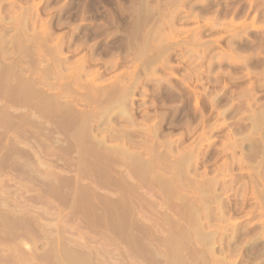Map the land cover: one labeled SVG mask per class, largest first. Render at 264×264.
I'll list each match as a JSON object with an SVG mask.
<instances>
[{
	"label": "rangeland",
	"instance_id": "374dc122",
	"mask_svg": "<svg viewBox=\"0 0 264 264\" xmlns=\"http://www.w3.org/2000/svg\"><path fill=\"white\" fill-rule=\"evenodd\" d=\"M0 1L2 2V4H0V13H1L0 16H3L2 18H0V32L3 31L0 34L4 33L3 34L4 36L3 35L0 36V39H1L0 43L2 42L3 44L6 42L4 45L0 44V56H2L1 57L2 61L4 63H9L13 60H18L22 64L26 63L27 69L30 66L28 70H30L32 66V69L30 70L32 71L34 68L33 65L36 61H37L36 62L37 65H39L42 62L40 66L47 67L46 70L47 69L50 70L54 63L57 64V61L61 60L62 62L63 60V63L59 62V64L61 63V65L57 64L55 65V67L53 65L55 72L57 71L58 68H61V70L60 69L59 70L62 71L61 73H63V75L56 76L55 78L56 80L54 79V77H52L53 80L49 79L51 80V83L52 81L54 80L57 81L58 79L59 81L57 82L59 83L61 81L63 83L64 81L63 84H67L68 82L67 86L65 85V87L67 88L64 89L65 91L63 90V93H62L64 95V92H66L67 95L65 94V96L63 97V95L61 94L62 95L61 100L67 99V98H68L67 100H69L74 94V97L72 98L73 100L71 99L73 102L72 105L74 106L73 109L76 106V109L78 111L81 109L85 111L82 114V116H79V119H81V117L83 118V115H85L84 116L85 119L87 118L89 119L91 117L89 119L90 121L88 119H87L88 121L87 120L85 121L91 124L92 127H94V132L97 133L99 138H102L103 136H105L106 145L108 147L116 146L120 144L123 147H127V148L129 147L128 149L131 152H133L136 155L138 154L137 155L138 159L142 158L143 161L152 159L153 164L154 162L156 163L154 164L156 168H153V170L155 169V171H157L159 169L158 171H160L163 169L164 171H160V173H162V175L166 177V178L164 177L165 179L162 178V181L159 182V185L157 181L155 182L156 183L155 186L157 188L156 189L152 181L151 182H149V180L147 181V179L150 177L149 175L147 176L148 172L147 173L145 172L146 173L145 177H148V178H145L144 176H142L143 178L141 177V179L142 180L146 179L145 181L147 183H145V181H141V183L142 182L145 183L144 186H143L144 183L143 184L140 183V185H142V188L139 187V185L138 187H134L136 186L134 184H136L137 175L136 177H134L135 175L133 176L134 179H132L133 177L127 178L126 176L128 174L127 172L128 170H126L127 166L125 167L123 166V164L121 165V163H118V162H122L120 160H125V158L122 157L121 155H120L121 158H119V153L117 154L116 151L110 152L109 150L103 149V147L101 148L102 150H99L100 152H97L98 148L97 149L95 148L93 151V149L91 148L92 142L90 141L91 143H89V140H87L89 137H87L86 139V136L85 138H83V136L80 137L81 139L78 141L73 140L74 142L71 140V141H68L67 143L66 141L62 143L61 142L62 140H61L60 142L62 144H60L59 142L55 146L53 145L54 143L51 138L49 139V138L42 137L43 135L41 134L40 135L30 134L31 132H34L36 130H37L36 131L37 133H40L41 132V129L39 128L41 127L39 126L40 124L38 125L39 127H37L36 124L32 125V123L30 122H25L26 125L23 128L27 129V132H30V133L25 134L26 131L23 132L25 134L24 137L26 135H29V134L30 135L25 138L22 137L23 138L22 140L19 139L17 145L18 147L20 146L19 148H22V149L24 148L28 150L29 154L31 153L30 156L32 155L31 157H33V160L35 161L43 160L42 166H40L39 164L35 163V161H33L32 166H30V168L31 167L33 168V169L31 168L32 170L31 171L29 170L30 169L29 167L24 168L23 165L21 164L18 165L16 163L15 159H13V157L15 156L14 153H13L14 156H11L13 154L12 153L10 154V152L6 153L7 151L6 149L8 148L4 147L5 146L4 144L6 143L7 145L9 144L7 138L10 137L12 140L15 139L14 135L12 134L14 133V131L12 129H9L10 131L8 130V132L10 133H7V135H5L4 137L2 136L0 139L1 141L0 142V164L2 163L0 165V173H1L0 174V187L3 190H5L6 193L1 188H0V192L5 193V194L3 193L2 195L3 197H1L4 200L6 196H9L10 198V195H13L11 196L12 198H10V200L11 199L12 200L10 201L11 203L9 207L11 206V209H12L15 205H17L18 206L17 211L19 213L17 211L13 213L11 212L12 210L9 211L11 212L9 213L7 210H10V208L6 210V207L3 208V206L0 204V208L1 207L3 208V210L0 209L1 211L0 218L2 216H5L3 217L5 218V220H10L11 218L14 219V216L15 217L23 216V218L25 217L30 218L33 221L32 223L34 224V228H32L33 226H31V228L33 229L32 234L34 236H32L31 231L29 232L30 230L29 227L28 229L26 227L25 228L23 227L25 230L20 227L15 228L17 233L14 231V229L12 230L11 226L10 227L8 226L9 228L7 226L0 228V237L4 234L2 236L3 238L2 237H1L2 239L0 238V240L2 241V243L0 241V264H23V263L24 264H39V263L40 264H45V263L46 264H54V263L62 264V262L63 264L64 263L68 264L69 261L70 262L72 261L73 263L75 262V264L77 263L80 264V262L85 260V258L87 257H88L87 259L92 258L91 260L89 259L90 263L86 261L87 259L85 260L87 264H97L98 262L99 264H136L137 262H138L137 264H150L152 260L151 255L155 252V249L157 251V249L160 250L164 248V245L162 246V244L158 242H161V241L166 242L168 238L169 240L177 239V236H178V239H181L179 238L180 235H178L179 228L181 227L180 225H182L181 222L182 221L185 222V220L181 219V222L179 220V218H181L179 211L181 210L183 205L180 204L179 206L178 203H181V201L184 198H182V195H181L182 200L180 199L181 201L178 202L179 201L178 196L181 193H183L186 196V197L184 196L185 198L190 199V201L186 200L187 203L188 202L190 203L192 200L194 199L196 200V193L203 191L204 188H205V191L208 190L210 192L209 193L207 191L206 194L210 196V197L207 196V198L212 197L211 198L212 200L211 199L209 200L210 204H207L208 206L212 207V208L209 207L210 215L212 216L213 214L215 215L213 217L211 216L214 220L213 219L211 220V218L209 219L210 220L209 222H212V226L211 225L209 226H211L213 231L216 228L220 230L219 231L216 229L217 234L214 233L216 235L215 237H217L215 238V246L213 250L214 254H212V256L214 257L212 256L210 257H212L211 258L212 260H214L215 258L216 262L215 260L212 262L214 264H218L217 261H219V264H227L231 260V262L233 261L235 262V264H259L258 262L263 261L262 259L264 258L263 254L260 255V252H259L262 246L264 247V241H263L264 238H261L262 236L260 237L259 235L260 234L259 232L262 231L261 227L263 228L262 232L264 233V226H262L261 223H259V221L260 222L263 221V218H261L262 215H259L258 207H256L257 200L256 198H254L255 195L253 194V188L255 187L254 191L256 193L259 191V189L262 190L263 185H264V180H263L264 179V153H262L264 152V150H262L264 149V133H263L264 132V120H263L264 119V0H0ZM11 1H13L12 2L14 3L13 5ZM4 27H6L5 30H4ZM136 27H137V30H136ZM19 30L23 31V33L25 32L26 35L21 33ZM8 31L9 32L11 31V33H9ZM12 35H13V38L14 37L16 38L14 39L11 38ZM17 35L19 36L17 37ZM38 35L39 36L41 35V37L38 38L39 37ZM25 38H27L28 40ZM33 38L35 39L33 40ZM14 40L15 42L13 43ZM140 40L142 41L141 43L138 42ZM25 41H29V42L25 43ZM11 43L12 45L14 44L13 47H11ZM19 43L21 45L24 44L26 47L24 45L21 46ZM43 43L44 45H42ZM133 45L135 47H132ZM16 46H17V49L15 50ZM50 46L51 48H49ZM44 47L47 49H45ZM55 47H57L58 49L55 50ZM8 48H10V53L8 52L9 51ZM23 49H26V50H23ZM52 49H54V51H51ZM136 49H137V54H136ZM143 49H147V50H143ZM31 50H33L34 52ZM43 52H46V53L44 54ZM51 52H53V55H51L52 54ZM42 53L43 55H45L44 57L46 58V59L43 58L45 59L44 61L42 60V57H43ZM55 54H59V55H55ZM130 54L132 58H130ZM20 56H21V59H20ZM55 57H58V58H55ZM30 58H32V61L30 60ZM54 59L55 61H52ZM131 59L133 62L131 61ZM146 59H148L149 61ZM46 61L48 64L46 63ZM20 62L18 63L20 64ZM126 62L128 66L126 65ZM29 64H32V65H29ZM26 65L23 64L22 66H26ZM37 65L35 66L37 67ZM40 66L37 67L38 70H36L35 73H33L34 71L30 72L26 70L24 72L23 70L24 73L22 74H24V76L26 77H33V78L37 76L39 77L41 76L40 71L44 69V67H42L41 69ZM50 71H52L51 73H53V68ZM46 73H49V71ZM76 73H79V75L75 76ZM137 76L138 77L140 76V77L138 78ZM93 79H94V82L90 81ZM135 81L136 82L138 81V82L136 83ZM57 82H56L57 85L55 84L57 89H55V87L54 89L57 90L58 92L61 89H60L59 83ZM70 82L72 84H70ZM54 83L55 82H53V84ZM38 84L39 83H35L36 86H38ZM117 84H119V87H120L119 92L117 90L118 88L117 89L115 88V87H118ZM126 84H129L128 85L129 88H127L128 86ZM79 85L81 87H79ZM106 85L109 87L112 85L114 86V89L113 87H110L109 89V87L107 88ZM96 87H97V90H96ZM103 90H105V92ZM49 91L52 92L53 89L52 91L48 90V92ZM70 91L71 92L77 91L78 95L75 92L72 94ZM66 96H69V97H66ZM92 96L95 99L91 98ZM97 97H98V100H97ZM74 99L77 100V102ZM195 99L197 100L195 101ZM90 100L92 102H90ZM114 103L116 104L118 103V104L116 105ZM110 105L112 107H110ZM93 106L94 107L96 106V107L94 108ZM97 106L99 107L97 108ZM106 106L108 107V109ZM101 107L102 108L106 107V109H102ZM24 108L26 109V107ZM92 108H94V110H97V111H94ZM25 109L20 107L18 111L17 109L16 110L13 109V110L14 112H21V111H24ZM99 109L100 111L105 110L104 112L106 113L104 114L102 112L103 114L101 116L98 112ZM10 110H12V108ZM86 110L88 111L86 112ZM253 110L256 111V113L253 112ZM71 113L73 114V112ZM71 113H70L71 119L68 116L70 123L68 122V119H66V122L64 121L65 124H67V127L69 129L71 128L70 130L73 129L72 128L74 126L73 124H75L73 122L74 119H77L76 118L77 112H74L73 115ZM49 114L51 115V113H48L47 115L45 113L46 115L45 118H44V115H41V116L39 115L40 117L43 116L44 119L43 118L40 119L37 116L38 118L36 117L37 118L36 120L38 121L40 119L42 121H46L47 119H49V116H48ZM89 115H92V116H89ZM260 115L261 117H259ZM34 116L36 115L34 114ZM51 119L52 121H54L53 118H50V120ZM52 121H48V123L45 122V124L49 125V123L51 124ZM257 121L259 124L257 123ZM69 125H73V126L69 127ZM31 129L33 131H30ZM115 133L118 135V137L117 136L111 137V134L114 135ZM101 134L103 135L101 136ZM126 135L128 136L129 139L126 137ZM30 136H33V137H30ZM62 136L63 135H61V139H63ZM82 139H84L83 140L84 143L81 141ZM233 139H234V142H237L235 145L233 144L234 143ZM110 142L112 143V145ZM80 144L83 147V148L81 147L82 150L85 149V151L80 150L81 149L80 146L78 147V145ZM169 144L170 146L168 147ZM228 144L230 146L231 145L233 146L230 147ZM56 147L57 148L61 147L60 149L62 151L60 149L58 151ZM65 147H72L74 152L71 151L72 149L71 150L68 149L69 150L68 152L66 150L67 148ZM148 149L150 151H148ZM3 150L5 153L3 152ZM30 150L32 152H30ZM104 150L106 151V153ZM77 151L81 153L83 152L81 158L82 159L84 158V160H82L81 158L80 159L81 161H84V162L86 160L85 163L83 162L84 165H82L81 164L82 162L77 159V156L79 158V155L81 154V153L80 154L77 153ZM95 151H96V154L94 155ZM136 151H138V153H135ZM99 153H105V154H99ZM232 153L233 155H231ZM33 154L34 156L35 155L36 156L34 157ZM4 155L5 156L8 155V156L4 157ZM37 155L39 156L37 157ZM73 155H75V157ZM103 155H105V157ZM107 155L109 157H107ZM111 155H114V156H111ZM262 155H263V160H262ZM115 156H118L119 159ZM237 156H239L240 158ZM8 157L9 158L11 157L12 159L10 158L8 160ZM110 157L113 161L110 159ZM108 158L111 160V162L109 161ZM155 158L159 160V163L157 162V159ZM76 159L80 163V164L78 163V165H80V168H78L79 166L77 167ZM116 159L119 161L116 162ZM5 160L7 162H5ZM73 160H75V162ZM260 161L262 162L259 163ZM174 162L176 165L178 164V166L177 167L174 166L173 168ZM242 162L244 165H242ZM73 163H75V165H73ZM33 164H36V165L33 166ZM44 164L47 166H44ZM157 164L158 165L162 164L163 166L162 165L158 166ZM239 164L242 166H240ZM237 165H239L240 167ZM245 165L247 168L245 167ZM83 166H86V167H83ZM13 167H14V170H13ZM19 168H21V170ZM116 168H118L117 169L118 171L115 170ZM171 168L173 169V171ZM24 169L26 170L28 169V170L24 171ZM75 169H77V171L73 172V170ZM175 170H176V173H175ZM119 172L121 173L120 175H119ZM203 172H204V175H203ZM124 173L125 174L127 173L125 176L127 180L129 179L128 181L121 179L123 178L122 174L124 175ZM250 173L253 175L249 176ZM31 175L33 177H31ZM132 175L133 174H131V176ZM172 175L176 177V179H178L179 177L178 179L179 181L174 180L175 178L173 179ZM190 175L191 177L189 178ZM46 176L50 179L48 180ZM54 176H56V178H54ZM81 176L85 178L87 177V178L85 179V178H82ZM96 176H97V180H96ZM27 177L29 178V180ZM34 177L38 179L36 180L34 179ZM81 178L82 180H80ZM93 178L96 180L95 181L96 184H98V181H99L100 186L96 185L95 182H92ZM168 178H171L173 180L169 181ZM57 180L60 183H58ZM74 180H77V182ZM164 180H166V182ZM205 180L206 182L210 184V186L208 183L206 185L207 187L205 186L206 184ZM125 181L127 184L124 183ZM167 181H169L170 185L168 184ZM7 182H8V187H7ZM128 182L133 183V184L131 185ZM139 182L140 181H138V183ZM172 182L174 183L178 182V183L174 184ZM258 182L259 183L261 182L262 185L261 183L259 184ZM228 183L229 185H227ZM86 184L87 186H85ZM174 186L175 188H173ZM202 186L204 187L203 189H202ZM85 187L87 188L85 189ZM211 187H213L214 189ZM49 188L53 190H50ZM55 188L56 189L59 188L58 189L59 191H56ZM63 188H65L64 191L62 190ZM80 189L82 190V193H80L81 192ZM215 189L216 191H214ZM95 190L97 193L95 192ZM128 190L129 191L131 190V192H129ZM138 190H139L138 192L139 194L137 193ZM158 190H160L161 192ZM15 191H17L18 193ZM48 191L53 195H50ZM205 191L199 194H202V193L205 194L204 193ZM83 192H84V195H83ZM121 192H123V194H121ZM193 192H195V194ZM143 193L144 195H141ZM152 193L153 195H150ZM160 193L162 194V196ZM37 195L39 198L37 197ZM147 195H149L150 197ZM216 195H218L219 198L220 197L221 198L219 199L218 196ZM28 196L30 197V199ZM120 196H121V200H120ZM144 196H146V199ZM194 196L195 198H192ZM147 197L149 198L148 199L149 201H146ZM152 197L153 198L155 197L154 198L155 200ZM204 197L202 196L201 200L199 201V202L201 201L203 202V203L201 202L202 205H199L198 204L199 202L198 203L194 202L195 200L193 202L197 203V206L198 205L201 206L199 208H203V207L205 208L204 204L206 203V200L207 202L209 201L208 199H205ZM13 198H15L16 200L15 199L13 200ZM135 198L136 200H134ZM139 198L142 200L140 201ZM23 200H24V203H23ZM92 200H94V203L95 202L96 203L98 202V203L94 204ZM216 201L219 203H217ZM60 202H62L63 204ZM141 202H143L142 205H141ZM193 202L191 203L193 204ZM213 203L214 204L216 203V204L213 205ZM252 203H254L255 205H253ZM139 205L141 207L142 206L144 207L141 208ZM217 206L219 210L217 209L216 210L220 212L222 211L221 213L212 212L213 209L214 211H216L215 207L217 208ZM256 208L257 210H255ZM41 209L43 212L41 211ZM142 209L144 211L146 210V212H144ZM153 209L155 210V214H154ZM151 210H153V212ZM201 210L202 209H200V211ZM232 211H234L235 213ZM3 212H5L6 214L4 215ZM132 212L134 213V215H132ZM141 212L146 215H143ZM159 212L160 214L158 215ZM201 212L203 214V210ZM254 212L256 215L254 214ZM153 214L155 215V217H152L154 216ZM219 214L220 215L224 214L222 216H225V217H221L219 216ZM174 215L175 217L172 218ZM217 215L220 217V219L219 217H217ZM51 216H52V219H51ZM176 218L178 220H174ZM172 219L174 220V222H172L173 221ZM133 220L135 223H133ZM205 220L206 219H204V221ZM232 220L234 221L236 220L237 222L236 221L233 222ZM254 220L255 221L257 220V222H255ZM178 221L180 224L178 223ZM231 221L233 222L234 225L232 224ZM253 221L254 223H252ZM215 222H217L218 224ZM46 223L49 224L50 226L49 225L46 226L47 225ZM227 223H228V226H227ZM251 223L253 225H251ZM176 224H179V225H176ZM219 224H221V226H224L223 224H225L226 226L221 227ZM229 224L231 225V227ZM262 224L264 225V221ZM133 225H135L137 230L135 229ZM146 225H148V227ZM216 225L218 226L216 227ZM141 226L144 228H140ZM243 227H247L248 228L247 230H252V231H250L249 233L247 232L246 228L243 229ZM257 227H260L258 228L260 231L257 229ZM10 228L12 231L10 230ZM211 228H210V231H212ZM145 229L147 231H145ZM158 229L159 231H157ZM174 229H175V232H174ZM22 231H26L25 233H27L26 235L27 238L25 237L24 234H22L23 233ZM136 231H138L139 235ZM256 231H259V232H256ZM13 232H15L16 235H19V236L21 235L20 237H25V238L19 241V237L16 236L18 241L17 239L15 241V238H14L15 234L13 235ZM257 233H259L258 234L259 236L257 235ZM153 234L155 237L153 236ZM156 234L160 236H158L157 238ZM174 234H175V238H174ZM246 234L248 236L250 235V237H248ZM5 235L8 237H6ZM28 235H29V239H28ZM231 235L233 236L232 239L230 238ZM219 236H221V238ZM255 236L257 238L259 237L258 238L259 240H257V243H255V247L248 248V246H250V242L249 244H247L248 241L255 239L256 238ZM5 237L7 240L4 239ZM151 237H154V238H151ZM222 237L224 240L222 239ZM155 238H157V240L159 239V241H157ZM229 238L231 239L229 241L230 246L225 241V239L228 240ZM260 238L263 240H261ZM160 239H163V240L160 241ZM220 239H222L221 241H224L222 242V244L220 242ZM23 240L24 242H26L25 243L26 245L29 244L28 246L30 249L29 248L27 249L28 246L25 247L26 245L25 246L23 245L24 244V242H22ZM12 241L13 243H11ZM155 241L158 244V248L157 247L153 248V246H151L154 244L156 245ZM183 241L185 244L186 240L183 239ZM117 244L119 245L117 246ZM225 244H227L228 246L227 245L225 246ZM198 245H199L198 243L192 242V245H190V247L192 246L191 250L195 251L194 248L200 247ZM235 245L237 246V250H236ZM246 247L248 248V250ZM53 249L54 250L56 249L57 252L54 251ZM153 249H154V252H153ZM263 249L264 248L261 249L262 253H264ZM25 250L27 252H25ZM69 250H70V253H69ZM191 250H188V252ZM257 250L259 253H257ZM64 251H67L68 254L67 252L65 253ZM24 253L28 254V256L27 254L25 256V257H29L28 260L27 258H25L26 259L25 261L23 259L18 260L19 256L20 255L23 256L22 254ZM49 253L51 255H49ZM64 253L66 257L63 256ZM253 254H255V256ZM70 255L71 256L74 255L75 257L77 255V257L74 258L73 256L72 258ZM215 255L216 256L218 255V257H215ZM184 256L186 258L187 255H184ZM235 256H237L238 258ZM64 257L67 259V262ZM122 257L125 259H123ZM220 260H222L223 263H221L222 261ZM226 260H228V262H225ZM37 261L39 263H37Z\"/></svg>",
	"mask_w": 264,
	"mask_h": 264
},
{
	"label": "bare ground",
	"instance_id": "6f19581e",
	"mask_svg": "<svg viewBox=\"0 0 264 264\" xmlns=\"http://www.w3.org/2000/svg\"><path fill=\"white\" fill-rule=\"evenodd\" d=\"M1 2V1H0ZM13 1H11V3H12ZM16 3V2H15ZM0 4H2V2L0 3ZM14 3H12V5H13ZM11 5V6H12ZM10 6V7H11ZM14 6H16V5H14ZM13 6V7H14ZM9 9V8H8ZM4 10V9H3ZM22 14H24V13H22ZM0 15H1V13H0ZM26 16V15H25ZM3 16H0V18H2ZM27 17V16H26ZM137 17V16H136ZM145 17H147V16H145ZM150 18V17H149ZM4 19V18H3ZM136 20V19H135ZM140 20V19H139ZM147 20V19H146ZM137 21H138V19H137ZM140 22V21H139ZM16 23V22H15ZM143 23V22H142ZM14 24V23H13ZM17 24V23H16ZM15 24V25H16ZM156 24V23H155ZM173 24V23H172ZM3 25V24H2ZM139 25V24H138ZM211 25H212V23H211ZM5 26V25H4ZM19 26V25H18ZM21 26V25H20ZM3 27V26H2ZM1 27V28H2ZM138 27V26H137ZM137 27H136V30H137ZM154 27V26H153ZM212 27H213V25H212ZM5 28L6 27H4V30H5ZM13 28V27H12ZM17 28V27H16ZM23 28V27H22ZM141 28V27H140ZM152 28V27H151ZM8 29V28H7ZM25 29V28H24ZM155 29V28H154ZM159 29V28H158ZM9 30V29H8ZM146 30V29H145ZM15 31H16V29H15ZM20 31V30H19ZM29 31V30H28ZM148 31V30H147ZM3 32V31H2ZM2 32H0V33H2ZM6 32V31H5ZM9 32V31H8ZM14 32V31H13ZM21 33H23V31H20ZM42 32V31H41ZM131 32V31H130ZM154 32H155V30H154ZM153 32V33H154ZM9 33H11V31L9 32ZM19 33V32H18ZM37 33V32H36ZM141 33H142V31H141ZM146 33V32H145ZM4 34V33H3ZM3 34H0V36L1 35H3ZM15 34V33H14ZM24 35H26L25 34V32L23 33ZM28 34V33H27ZM32 34V33H31ZM34 34V33H33ZM5 35H7V34H5ZM16 35V34H15ZM22 35V34H21ZM20 35V36H21ZM42 35V34H41ZM41 35L38 37V38H40L41 37ZM236 35V34H235ZM243 35V34H242ZM4 36V35H3ZM9 36V35H8ZM19 35H17V37H18ZM35 36H36V34H35ZM150 36V35H149ZM23 37H25V36H23ZM26 37H28V36H26ZM128 37H130V36H128ZM136 37V36H135ZM241 37V36H240ZM6 38H8V37H6ZM11 38H13V35L11 36ZM14 38H16V37H14ZM13 38V39H14ZM21 38V37H20ZM20 38H18V39H20ZM37 38V37H36ZM150 38H152V37H150ZM2 39H4V38H2ZM25 39H27V38H25ZM35 38H33V40H34ZM1 40V39H0ZM10 40V39H9ZM28 40V39H27ZM31 40H32V38H31ZM30 40V41H31ZM145 40V39H144ZM38 41V40H37ZM39 41H40V39H39ZM42 41H43V39H42ZM150 41V40H149ZM151 41H152V39H151ZM3 42H4V40H3ZM15 42V40L13 41V43ZM19 42V41H18ZM17 42V43H18ZM26 42H29V41H25V43ZM56 42V41H55ZM138 42H142L141 40L140 41H138ZM144 42V41H143ZM6 43V42H5ZM5 43H3L2 44V42L0 43V44H2V45H4ZM22 43V42H21ZM31 43V42H30ZM42 43V42H41ZM131 43V42H130ZM147 43H148V41H147ZM154 43V42H153ZM9 44V43H8ZM20 44V43H19ZM40 44V43H39ZM60 44V43H59ZM152 44V43H151ZM157 44V43H156ZM10 45V44H9ZM8 45V46H9ZM14 45V44H13ZM13 45H12V43H11V47H13ZM16 45V44H15ZM21 45V44H20ZM24 45V44H23ZM23 45H21V46H23ZM36 45V44H35ZM42 45H44V43L42 44ZM55 45V44H54ZM58 45V44H57ZM131 45V44H130ZM25 46V45H24ZM150 46V45H149ZM154 46V45H153ZM26 47V46H25ZM39 47V46H38ZM132 47H135L134 45L132 46ZM23 48V47H22ZM40 48V47H39ZM45 48V47H44ZM49 48H51V46L49 47ZM137 48V47H136ZM149 48V47H148ZM200 48V47H199ZM232 48V47H231ZM9 49V53H10V48H8ZM17 49V46L15 47V50ZM19 49V48H18ZM33 49V48H32ZM45 49H47V48H45ZM56 49H58L57 47H55V50ZM5 50H7V49H5ZM4 50V51H5ZM23 50H26V49H23ZM36 50H38V49H36ZM49 50V49H48ZM60 50V49H59ZM128 50V49H127ZM143 50H147V49H143ZM28 51V50H27ZM31 51H33V50H31ZM43 51V50H42ZM46 51V50H45ZM51 51H54V49H52ZM149 51V50H148ZM147 51V52H148ZM198 51V50H197ZM18 52V51H17ZM20 52H21V50H20ZM24 52V51H23ZM34 52V51H33ZM41 52V51H40ZM39 52V53H40ZM57 52V51H56ZM139 52V51H138ZM142 52V51H141ZM140 52V53H141ZM143 52H145V51H143ZM7 53V52H6ZM5 53V54H6ZM38 53V54H39ZM44 54L46 53V52H43ZM43 53H42V55H43ZM52 54L51 55H53V52H51ZM131 53V52H130ZM135 53V52H134ZM134 53H133V55H134ZM13 54V53H12ZM25 54H26V52H25ZM30 54H31V52H30ZM33 54V53H32ZM37 54V53H36ZM49 54V53H48ZM136 54H137V49H136ZM146 54V53H145ZM9 55V54H8ZM8 55H7V57H8ZM20 55V54H19ZM24 55V54H23ZM55 55H59V54H55ZM129 55V54H128ZM141 55V54H140ZM156 55V54H155ZM159 55V54H158ZM26 56V55H25ZM35 56V55H34ZM40 56V55H39ZM45 55H43V57H42V60L44 61L46 58L44 57ZM48 56V55H47ZM67 56V55H66ZM2 56H0V139H1V137L3 136H5V135H7V133H10V132H8V130L9 129H12L13 131H14V133H12L13 135H14V138L15 139H11L10 137H8L7 139H8V145H7V143L6 144H4L5 146L4 147H6V148H8V149H6L5 151H6V153L7 152H10V154L12 153H14L15 154V156H14V154L13 155H11V156H14L13 157V159H15V161H16V163L19 165V164H21V165H23L24 166V168H27V167H29L30 168V166H32V163H33V161H35V160H33V157H31L30 156V154H29V152H28V150H26V149H22V148H19L18 147V140L20 139V140H22L23 138H25V137H27V136H29L30 134H41V135H43L42 137H45V138H51L52 139V141H53V143H51V144H53V145H55L56 146V144L57 143H59L61 140V142L63 143V142H65L66 141V143L68 142V141H78V140H80L81 138L80 137H82L83 136V138H85V136H86V139H87V137H89L87 140H89V143H91L92 144V149H93V151H94V149L96 148H98L97 150V152H100L99 150H102L101 148L103 147V149H105V150H109L110 152L111 151H116L117 152V154L119 153V158H121L120 157V155L122 156V157H124L125 158V160H120V161H122V162H118V163H121V165L123 164V166H127L126 168V170H128L127 172H128V174H129V176H128V174L126 175L125 173H124V175L122 174V177L123 178H121L122 180H127V178L129 177V178H131V177H133L134 175V177H136V175H137V181H136V184H134V185H136V186H134V187H138V185H139V187H141L142 188V185H140V183H141V181H145L146 179L145 178H148V177H145L146 175V173L148 172V174H147V176L149 175V177L150 178H148L147 179V181L149 180V182H153L154 183V186H155V182L157 181L158 182V185H159V182L160 181H162V178L163 179H165L166 177L164 176V175H162V173H160V171H164L162 168V170H160V171H155V169L153 170V168H156L155 166H154V164H156L155 162H154V164H153V161H152V159H149V160H145V161H143L142 160V158L141 159H138V157H137V155L136 154H134L133 152H131L127 147H123L121 144L120 145H116V146H107L106 145V140H105V136H103L102 138H99L98 137V135H97V133H95L94 132V127H92L91 126V124H89L88 122H86L85 120H87V119H85L84 118V116L85 115H83V118L81 117V119H79V116H82V114L85 112V111H83L82 109L81 110H77L76 109V106H75V110L73 109V102H72V98L74 97V92L75 91H73V92H71L72 94H73V96L71 97V99H69V100H67V99H63V100H61V96L63 95L62 93H63V90L64 89H66L67 87H65V85L67 86V84H68V82H67V84H63L64 83V81H63V83H62V81L60 82V83H62V84H60L59 82H57V81H59V79L57 80V81H55L56 79V76H58V75H60V76H62L63 75V73H61L62 71H60L61 70V68H58L57 69V71L55 72V70H54V67H55V65H57V64H59V62H61V60L60 61H57V59H56V61H57V64L56 63H54L53 65H54V67H53V65H52V68H53V73H51L52 71H50V70H52V68L50 69V70H48L49 71V73H46V72H48L47 70H46V68L47 67H44V66H42V67H44V69H42V67L40 66V64L42 63H40L39 65H37V61L34 63V68L36 67L35 65H37V67L38 66H40V68L42 69L40 72H41V76H37V77H35V78H33V77H26V76H24V74H22V73H24L26 70L27 71H30L31 69H32V66H31V69L30 70H28L29 68H30V66L28 67V69L26 68L27 67V65H26V63H23V64H25L26 66H22L23 64L20 62V61H18V60H13V61H11V62H9V63H4L3 61H2V58H1ZM12 57V56H11ZM14 57H15V55H14ZM24 57V56H23ZM27 57V56H26ZM60 57V56H59ZM127 57V56H126ZM153 57H154V55H153ZM28 58V57H27ZM43 58H45V59H43ZM55 58H58V57H55ZM66 58V57H65ZM130 58H132V56H131V54H130ZM15 59V58H14ZM20 59H21V56H20ZM41 59V58H40ZM48 59V58H47ZM60 59V58H59ZM137 59V58H136ZM25 60H26V58H25ZM24 60V61H25ZM30 60L32 61V58H30ZM49 60V59H48ZM47 60V61H48ZM51 60V59H50ZM110 60V59H109ZM121 60V59H120ZM124 60V59H123ZM128 60V59H127ZM130 60V59H129ZM134 60V59H133ZM138 60H139V58H138ZM146 60H148V59H146ZM154 60V59H153ZM30 61V62H31ZM41 61V60H40ZM39 61V62H40ZM47 61H46V63H47ZM52 61H55V59L54 60H52ZM66 61V60H65ZM85 61V60H84ZM107 61V60H106ZM131 61H132V59H131ZM149 61V60H148ZM18 62H20V64H22V65H20ZM22 62H23V60H22ZM26 62V61H25ZM70 62V61H69ZM68 62V63H69ZM79 62V61H78ZM133 62V61H132ZM138 62V61H137ZM29 63V62H28ZM32 63V62H31ZM61 63H63V60H62V62ZM61 63L59 64V65H61ZM71 63V62H70ZM84 63V62H83ZM129 63V62H128ZM141 63V62H140ZM139 63V64H140ZM144 63H145V61H144ZM48 64V63H47ZM65 64V63H64ZM89 64V63H88ZM111 64H112V62H111ZM133 64V63H132ZM138 64V65H139ZM142 64H143V62H142ZM149 64V63H148ZM29 65H32V64H29ZM50 65V64H49ZM49 65H48V67H49ZM58 65V66H59ZM71 65V64H70ZM91 65H92V63H91ZM122 65V64H121ZM126 65H127V62H126ZM134 65H135V63H134ZM133 65V66H134ZM141 65V64H140ZM45 66H46V64H45ZM66 66V65H65ZM72 66V65H71ZM83 66H85V65H83ZM111 66V65H110ZM128 66V65H127ZM37 67L35 68V70H34V68H33V70L32 71H34L33 73H35L36 72V70H38L37 69ZM61 67V66H60ZM62 67H63V65H62ZM68 67V66H67ZM106 67V66H105ZM124 67V66H123ZM79 68H80V66H79ZM130 68V67H129ZM128 68V69H129ZM133 68V67H132ZM60 69V70H59ZM83 69H84V67H83ZM106 69V68H105ZM134 69V68H133ZM23 70H24V72H23ZM68 70V69H67ZM67 70H65V71H67ZM74 70V69H73ZM80 70V69H79ZM32 71H30V72H32ZM45 71V72H44ZM72 71V70H71ZM82 71V70H81ZM92 71H94V70H92ZM110 71V70H109ZM108 71V72H109ZM133 71H135V70H133ZM148 71V70H147ZM87 72V71H86ZM85 72V73H86ZM89 72H91V71H89ZM88 72V73H89ZM130 72V71H129ZM131 72H132V70H131ZM149 72V71H148ZM27 73H29V72H27ZM45 73V74H44ZM94 73V72H93ZM136 73V72H135ZM135 73H134V75H135ZM145 73V72H144ZM66 74V73H65ZM64 74V75H65ZM69 74V73H68ZM67 74V75H68ZM82 74V73H81ZM87 74V73H86ZM28 75V74H27ZM40 75V74H39ZM66 75V76H67ZM73 75H74V73H73ZM78 76L79 75V73H76L75 74V76ZM95 75V74H94ZM104 75V74H103ZM133 75V76H134ZM30 76V75H29ZM66 76H65V78H66ZM71 76V75H70ZM89 76V75H88ZM130 76V75H129ZM52 77H54V81H52V83H51V80H49V79H52L53 80V78ZM68 77V76H67ZM90 77V76H89ZM92 77V76H91ZM100 77V76H99ZM135 77H136V75H135ZM138 77V76H137ZM140 77V76H139ZM138 77V78H139ZM59 78V77H58ZM126 78H127V76H126ZM133 78V77H132ZM137 78V79H138ZM72 79H74V78H72ZM104 79V78H103ZM108 79V78H107ZM125 79V78H124ZM142 79V78H141ZM159 79V78H158ZM82 80V79H81ZM80 80V81H81ZM117 80V79H116ZM66 81V80H65ZM70 81V80H69ZM77 81V80H76ZM79 81V80H78ZM90 81H93L94 82V79L93 80H90ZM99 81H100V79H99ZM99 81H98V83H99ZM112 81V80H111ZM129 81H130V79H129ZM133 81V80H132ZM157 81V80H156ZM53 82H55L54 84H53ZM56 82L57 83H59V85H60V91H58L57 92V90H55V89H57L56 88ZM122 82V81H121ZM124 82V81H123ZM128 82V81H127ZM136 82V81H135ZM138 82V81H137ZM136 82V83H137ZM35 83H39L38 84V86H36L35 85ZM77 83V82H76ZM80 83V82H79ZM89 83H91V82H89ZM107 83H109V82H107ZM135 83V84H136ZM156 83V82H155ZM56 84V85H55ZM70 84H72L71 82H70ZM96 84V83H95ZM94 84V85H95ZM101 84V83H100ZM104 84V83H103ZM113 84V83H112ZM122 84V83H121ZM130 84V83H129ZM129 84H126L127 86L129 85ZM134 84V83H133ZM159 84V83H158ZM41 85V86H40ZM78 85V84H77ZM92 85V84H91ZM118 85V87H115L117 90H118V92L120 91L119 90V84H117ZM116 85V86H117ZM125 85V86H126ZM132 85V84H131ZM137 85V84H136ZM135 85V86H136ZM62 86V87H61ZM70 86V85H69ZM103 86V85H102ZM105 86V85H104ZM107 86V85H106ZM54 87H55V89H54ZM75 87V86H74ZM79 87H81L80 85H79ZM89 87V86H88ZM100 87V86H99ZM109 86H107V88H108ZM110 87H113V89H114V86H110ZM110 87H109V89H110ZM131 87V86H130ZM47 88V89H46ZM78 88V87H77ZM94 88V87H93ZM102 88V87H101ZM100 88V89H101ZM127 88H129V86L127 87ZM52 89H53V91H52ZM79 89V88H78ZM106 89V88H105ZM112 89V88H111ZM48 90H51L52 92H48ZM55 90V91H54ZM81 90V89H80ZM96 90H97V87H96ZM99 90V89H98ZM65 91V90H64ZM67 91V90H66ZM92 91H94V90H92ZM104 92H105V90H103ZM81 92V91H80ZM103 92V93H104ZM76 94H77V91L75 92ZM85 93V92H84ZM83 93V94H84ZM89 93V92H88ZM198 93V92H197ZM62 94V95H61ZM65 94L67 95V93L66 92H64V95H63V97L65 96ZM75 94V95H76ZM98 94V93H97ZM107 94H109V93H107ZM194 94V93H193ZM68 95H69V93H68ZM71 95V94H70ZM78 95V94H77ZM106 95V94H105ZM104 95V96H105ZM113 95H114V93H113ZM112 95V96H113ZM117 95V94H116ZM100 96V95H99ZM98 96V97H99ZM108 96V95H107ZM195 96V95H194ZM66 97H69V96H66ZM81 97V96H80ZM98 97H97V100H98ZM101 97V96H100ZM118 97V96H117ZM123 97V96H122ZM77 98V97H76ZM91 98H93V96L91 97ZM103 98V97H102ZM196 98V97H195ZM80 99V98H79ZM93 99H95V98H93ZM93 99H92V101H93ZM100 99V98H99ZM212 99V98H211ZM210 99V100H211ZM215 99V98H214ZM75 100V99H74ZM82 100V99H81ZM119 100H121V99H119ZM118 100V101H119ZM197 99H195V101H196ZM76 102H77V100H75ZM85 101H86V99H85ZM91 100H90V102H92ZM95 101V100H94ZM110 101V100H109ZM124 101H125V99H124ZM214 101V100H213ZM89 102V101H88ZM106 102V101H105ZM116 102V101H115ZM210 102H212V101H210ZM95 103V102H94ZM104 103V102H103ZM112 103V102H111ZM110 103V104H111ZM197 103H198V101H197ZM92 104V103H91ZM107 104V103H106ZM114 104H116V103H114ZM118 104V103H117ZM116 104V105H117ZM202 104V103H201ZM210 104V103H209ZM78 105V104H77ZM116 105H115V107H116ZM122 105H123V103H122ZM88 106V105H87ZM100 106H101V104H100ZM197 106V105H196ZM225 106V105H224ZM23 108V109H25L24 107H26V109L24 110V111H21V112H14V110L13 109H17V111H18V109L19 108ZM86 107V106H85ZM94 107V106H93ZM96 107V106H95ZM94 107V108H95ZM99 106H97V108H98ZM107 107V106H106ZM106 107L105 108H102V109H106ZM110 107H112L111 105H110ZM12 108V110H10V109ZM94 108H92L93 110H94ZM200 108H202V107H200ZM219 108V107H218ZM225 108V107H224ZM9 109V110H8ZM78 109H80V108H78ZM86 109V108H85ZM84 109V110H85ZM91 109V110H92ZM101 109V110H102ZM107 109H108V107H107ZM110 109V108H109ZM118 109V108H117ZM226 109H227V107H226ZM91 110H89V111H91ZM121 110V109H120ZM127 110H129V109H127ZM88 110H86V112H87ZM94 111H97V110H94ZM105 111V110H104ZM103 110L102 111H100V109H99V114L102 116V114L104 113H106V112H104ZM112 111V110H111ZM218 111V110H217ZM262 111H263V109H262ZM71 112H73V114H74V112H77L76 114H77V116H76V118L77 119H74V123L75 124H73V122H72V124L74 125H69V127H71V126H73L72 128V130H70L68 127H67V124H65V122H66V119H68V116H69V118H70V113ZM93 112V111H92ZM103 112V113H102ZM253 112H255L256 113V111H254L253 110ZM45 113H46V115L48 114V113H51V115L49 114L48 116H49V119H47L48 121H52V119L50 120V118H53V120L54 121H52L51 122V124L49 123V125H51V126H49L48 124H45V122L46 123H48V121L46 120V121H42V120H40V119H42L43 118V116L42 117H40L41 115H44V118H45ZM54 113V114H53ZM119 113H120V111H119ZM200 113V112H199ZM220 113V112H219ZM218 113V114H219ZM222 113V112H221ZM34 114L36 115V116H34ZM72 114V113H71ZM72 114V115H73ZM92 114V113H91ZM110 114V113H109ZM117 114V113H116ZM217 114V115H218ZM224 114V113H223ZM253 114V113H252ZM40 115V116H39ZM88 115V114H87ZM97 115V114H96ZM112 115V114H111ZM122 115V114H121ZM131 115V114H130ZM259 115V114H258ZM40 118L38 121L36 120L38 117ZM51 116V117H50ZM89 116H92V115H89ZM95 116V115H94ZM104 116V115H103ZM114 116V115H113ZM204 116V115H203ZM37 117V118H36ZM96 117V116H95ZM124 117H125V115H124ZM259 117H261V115L259 116ZM43 118V119H44ZM47 118V117H46ZM91 118V117H90ZM89 118V119H90ZM98 118V117H97ZM71 119V118H70ZM88 119V120H89ZM127 119V118H126ZM87 120V121H88ZM92 120H93V118H92ZM95 120H97V119H95ZM107 120V119H106ZM146 120V119H145ZM206 120V119H205ZM258 120V119H257ZM260 120H261V118H260ZM264 120V119H263ZM65 121V122H64ZM71 121V120H70ZM90 121V120H89ZM25 122H30V123H32V125H37V127H39V126H41V127H39L40 129H41V132L40 133H37L36 131H34V132H27V129H25V128H23V127H25ZM68 122H69V119H68ZM201 122V121H200ZM252 122V121H251ZM70 123V122H69ZM68 123V124H69ZM257 123H258V121H257ZM40 124V125H39ZM251 124V123H250ZM253 124V123H252ZM259 124V123H258ZM261 124H263V123H261ZM28 125V124H27ZM39 125V126H38ZM61 125H63V126H61ZM98 125V124H97ZM114 125H116V124H114ZM118 125V124H117ZM205 125H207V124H205ZM223 125V124H222ZM105 126V125H104ZM103 126V127H104ZM158 126V125H157ZM238 126V125H237ZM253 126V125H252ZM257 126V125H256ZM260 126V125H259ZM262 126V125H261ZM102 127V128H103ZM119 127H121V126H119ZM160 127V126H159ZM28 128V127H27ZM35 128V127H34ZM114 128V127H113ZM113 128H112V130H113ZM248 128V127H247ZM255 128V127H254ZM19 129H21V130H19ZM25 129V130H24ZM116 129V128H115ZM119 129V128H118ZM124 129V128H123ZM144 129V128H143ZM249 129V128H248ZM257 129V128H256ZM11 130V131H12ZM71 132H70V131ZM127 130V129H126ZM158 130V129H157ZM10 131V130H9ZM26 131V133L25 134H27V133H30L29 135H26L25 137H24V133L23 132H25ZM30 131H33L32 129L30 130ZM67 131V132H66ZM146 131V130H145ZM156 131V130H155ZM250 131V130H249ZM249 131H248V133H249ZM138 132H140V131H138ZM159 132V131H158ZM203 132V131H202ZM254 132V131H253ZM111 133V132H110ZM114 133V132H113ZM264 133V132H263ZM100 134V133H99ZM116 134V133H115ZM112 135L111 134V137H114V136H117L118 137V135L116 134V135ZM120 134V133H119ZM234 134V133H233ZM59 135H60V137H59ZM61 135H63L62 137H63V139H61ZM103 134H101V136H102ZM124 135V134H123ZM134 135V134H133ZM205 135V134H204ZM237 135V134H236ZM247 135V134H246ZM263 135V134H262ZM9 136V135H8ZM38 136V135H37ZM245 136V135H244ZM23 137V138H22ZM30 137H33V136H30ZM29 137V138H30ZM110 137V138H111ZM124 137V136H123ZM126 137L128 138V136L126 135ZM135 137H136V135H135ZM140 137V136H139ZM156 137V136H155ZM13 138V137H12ZM38 138V137H37ZM36 138V139H37ZM44 138V139H45ZM229 138V137H228ZM240 138V137H239ZM48 139V140H49ZM86 139H85V141H86ZM113 139V138H112ZM126 139V138H125ZM129 139V138H128ZM153 139V138H152ZM230 139V138H229ZM39 140V139H38ZM83 140L84 139H82L81 141L83 142ZM119 140V139H118ZM138 140V139H137ZM180 140V139H179ZM37 141V140H36ZM73 141V142H74ZM91 141V142H90ZM134 141V140H133ZM153 141V140H152ZM159 141V140H158ZM231 141V140H230ZM236 141V140H235ZM238 141H239V139H238ZM1 142V141H0ZM60 142V144H62ZM81 142V143H82ZM107 142H109V141H107ZM127 142H129V141H127ZM132 142V141H131ZM140 142V141H139ZM156 142V141H155ZM162 142V141H161ZM233 142H234V139H233ZM262 142V141H261ZM79 143H80V141H79ZM78 143V144H79ZM84 143V142H83ZM111 143V142H110ZM113 143H114V141H113ZM122 143V142H121ZM153 143V142H152ZM237 142H234L233 144L235 145ZM241 143H242V141H241ZM258 143H259V141H258ZM49 144V143H48ZM47 144V145H48ZM75 144H76V142H75ZM74 144V145H75ZM90 144V145H91ZM123 144V143H122ZM141 144V143H140ZM150 144H151V142H150ZM23 145V144H22ZM24 145H25V143H24ZM111 145H112V143H111ZM135 145V144H134ZM143 145V144H142ZM229 145V144H228ZM31 146V145H30ZM29 146V147H30ZM63 146V145H62ZM66 146V145H65ZM80 146V148L82 147L81 146V144L80 145H78V147ZM125 146V145H124ZM145 146V145H144ZM170 146V144L168 145V147ZM230 146V145H229ZM233 145H231L230 147H232ZM237 146H239V145H237ZM255 146V145H254ZM262 146V145H261ZM22 147V146H21ZM24 147V146H23ZM36 147V146H35ZM50 147V146H49ZM48 147V148H49ZM54 147V146H53ZM76 147V146H75ZM74 147V148H75ZM94 147V148H93ZM150 147V146H149ZM27 148V147H26ZM31 148V147H30ZM57 148V147H56ZM61 148V147H60ZM60 148H57L58 149V151H59V149ZM65 148H67L66 150L69 152V150L68 149H72V147H65ZM79 148V149H80ZM83 148V147H82ZM82 148L80 149V150H82ZM107 148V149H106ZM145 148H147V147H145ZM144 148V149H145ZM192 148V147H191ZM190 148V149H191ZM235 148V147H234ZM91 149V150H92ZM138 149V148H137ZM242 149V148H241ZM255 149V148H254ZM257 149V148H256ZM260 149V148H259ZM39 150V149H38ZM61 150V149H60ZM104 150V151H105ZM146 150V149H145ZM237 150V149H236ZM262 150H264V149H262ZM33 151H35V150H33ZM57 151V152H58ZM62 151V150H61ZM71 151H73V149L71 150ZM82 151H85V149L84 150H82ZM104 151H102V152H104ZM148 151H150L149 149H148ZM152 151V150H151ZM226 151V150H225ZM2 152V151H1ZM3 152H4V150H3ZM30 152H32L31 150H30ZM41 152V151H40ZM74 152V151H73ZM153 152V151H152ZM224 152V151H223ZM249 152V151H248ZM247 152V153H248ZM259 152V151H258ZM5 153V152H4ZM34 153H36V152H34ZM77 153H81V152H79V151H77ZM83 153V152H82ZM82 153L79 155V158H78V156H77V159L79 160V161H81V156H82ZM94 153V152H93ZM105 153H106V151H105ZM105 153H99V154H105ZM109 153V152H108ZM135 153H138V151H136ZM155 153V152H154ZM220 153V152H219ZM225 153V152H224ZM234 153V152H233ZM233 153L231 154V155H233ZM244 153H245V151H244ZM247 153H246V155H247ZM251 153V152H250ZM262 153H264V152H262ZM53 154H54V152H53ZM60 154V153H59ZM65 154H66V152H65ZM71 154V153H70ZM92 154V153H91ZM96 154V151H95V153H94V155ZM114 154V153H113ZM116 154V155H117ZM153 154V153H152ZM235 154V153H234ZM249 154V153H248ZM68 155V154H67ZM93 155V156H94ZM239 155V154H238ZM250 155V154H249ZM248 155V156H249ZM256 155V154H255ZM6 156H8V155H6ZM5 155H4V157H6ZM33 156H34V154H33ZM36 156V155H35ZM34 156V157H35ZM39 155H37V157H38ZM42 156V155H41ZM57 156V155H56ZM72 156V155H71ZM74 157H75V155H73ZM104 157H105V155H103ZM111 156H114V155H111ZM36 157V158H37ZM44 157V156H43ZM55 157V156H54ZM107 157H109L108 155H107ZM106 157V158H107ZM115 157H117L118 158V156H115ZM149 157V156H148ZM153 157V156H152ZM151 157V158H152ZM191 157V156H190ZM233 157V156H232ZM237 157H239V156H237ZM242 157V156H241ZM254 157V156H253ZM260 157H261V155H260ZM11 158V157H10ZM9 157H8V160L10 159ZM36 158H34V159H36ZM41 158V157H40ZM81 158V159H80ZM105 158V159H106ZM118 158V159H119ZM123 158V159H124ZM240 158V157H239ZM244 158V157H243ZM247 158H249V157H247ZM256 158V157H255ZM12 159V158H11ZM42 159V158H41ZM44 159V158H43ZM76 159V161H77V167L78 168H80V165H78V163H79V161ZM109 159V158H108ZM107 159V160H108ZM110 159H111V157H110ZM109 159V161L111 162V160ZM155 159H157V158H155ZM261 159V158H260ZM3 160V159H2ZM1 160V161H2ZM53 160V159H52ZM57 160H59V159H57ZM71 160V159H70ZM82 160H84V158L82 159ZM161 160V159H160ZM232 160H233V158H232ZM238 160V159H237ZM259 160V159H258ZM262 160H263V155H262ZM4 161V160H3ZM37 161V162H36ZM35 161V163H37V164H39L40 166H42L43 164H42V161L41 160H36ZM46 161V160H45ZM74 162H75V160H73ZM113 161V160H112ZM117 161H119V160H117L116 159V162ZM156 161V160H155ZM241 161H242V159H241ZM244 161V160H243ZM5 162H7L6 160H5ZM65 162V161H64ZM82 163V165H84L83 164V162L84 161H81ZM85 162H86V160H85ZM84 162V163H85ZM115 162V161H114ZM124 162V163H123ZM157 162L159 163V160L157 159ZM173 162V161H172ZM226 162V161H225ZM262 161H260L259 163H261ZM12 163V162H11ZM13 163H14V161H13ZM12 163V164H13ZM45 163V162H44ZM47 163V162H46ZM51 163V162H50ZM68 163V162H67ZM72 163V162H71ZM70 163V164H71ZM88 163V162H87ZM86 163V164H87ZM161 163V162H160ZM187 163V162H186ZM234 163V162H233ZM257 163H258V161H257ZM2 164V163H1ZM0 164V165H1ZM11 164V165H12ZM52 164V163H51ZM57 164V163H56ZM62 164V163H61ZM80 164V163H79ZM89 164V163H88ZM107 164H108V162H107ZM126 164V165H125ZM163 164V163H162ZM162 164H159L160 166L162 165ZM175 164V162L173 163V168H174V166L175 167H177L178 166V164L176 165H174ZM226 164V163H225ZM9 165V164H8ZM10 165V166H11ZM14 165H15V163H14ZM20 165V166H21ZM34 165H36V164H33V166ZM67 165V164H66ZM73 165H75V163H73ZM82 165H81V167H82ZM112 165V164H111ZM110 165V166H111ZM116 165V164H115ZM158 165V164H157ZM156 165V166H157ZM158 165V166H159ZM187 165V164H186ZM185 165V166H186ZM240 165V164H239ZM239 165H237V166H239ZM242 165H244L243 164V162H242ZM242 165H240V166H242ZM250 165V164H249ZM260 165V164H259ZM258 165V166H259ZM7 166V165H6ZM22 166V167H23ZM39 166V167H40ZM44 166H47V165H45L44 164ZM43 166V167H44ZM49 166V165H48ZM52 166V165H51ZM59 166V165H58ZM69 166V165H68ZM154 166V167H153ZM163 166V165H162ZM188 166V165H187ZM230 166V165H229ZM239 166V167H240ZM248 166V165H247ZM262 166H263V164H262ZM83 167H86V166H83ZM109 167V166H108ZM112 167V166H111ZM116 167V166H115ZM115 167H113V168H115ZM119 167V166H118ZM245 167H246V165H245ZM244 167V168H245ZM261 167V166H260ZM259 167V168H260ZM32 168V167H31ZM31 168L29 169V170H31ZM42 168V167H41ZM50 168V167H49ZM72 168H74V167H72ZM77 168V169H78ZM110 168V167H109ZM112 168V169H113ZM120 168H121V166H120ZM123 168V167H122ZM221 168V167H220ZM247 168V167H246ZM253 168V167H252ZM255 168H256V166H255ZM11 169V168H10ZM20 170H21V168H19ZM33 169V168H32ZM44 169H46V168H44ZM47 169H48V167H47ZM77 169H75V170H73V172L74 171H77ZM83 169V168H82ZM118 168H116L115 170H117ZM166 169V168H165ZM172 169V168H171ZM176 169V168H175ZM229 169V168H228ZM249 169V168H248ZM13 170H14V167H13ZM16 170H18V169H16ZM19 170V171H20ZM23 170V169H22ZM26 169H24V171H25ZM28 170V169H27ZM26 170V171H27ZM38 170V169H37ZM81 170V169H80ZM167 170V169H166ZM165 170V171H166ZM216 170H217V168H216ZM222 170V169H221ZM243 170V169H242ZM10 171V170H9ZM32 171V170H31ZM82 171V170H81ZM118 171V170H117ZM168 171V170H167ZM169 171H170V169H169ZM172 171H173V169H172ZM223 171V170H222ZM230 171V170H229ZM248 171V170H247ZM252 171V170H251ZM6 172V171H5ZM16 172V171H15ZM18 172V171H17ZM29 172V171H28ZM38 172V171H37ZM126 172V171H125ZM146 172V173H145ZM246 172V171H245ZM249 172V171H248ZM8 173V172H7ZM21 173H22V171H21ZM80 173V172H79ZM117 173V172H116ZM167 173V172H166ZM165 173V174H166ZM175 173H176V170H175ZM174 173V174H175ZM178 173V172H177ZM189 173V172H188ZM201 173V172H200ZM222 173V172H221ZM256 173V172H255ZM1 174V173H0ZM6 174V173H5ZM32 174V173H31ZM52 174V173H51ZM56 174V173H55ZM121 173L119 172V175H120ZM131 174H133L132 176H131ZM190 174H192V173H190ZM3 175V174H2ZM9 175H11V174H9ZM16 175V174H15ZM33 175V174H32ZM31 175V177H33ZM37 175V174H36ZM35 175V176H36ZM49 175V174H48ZM74 175V174H73ZM80 175V174H79ZM118 175V176H119ZM127 176V178H126V176ZM202 175V174H201ZM203 175H204V172H203ZM215 175V174H214ZM222 175V174H221ZM227 175H228V173H227ZM251 175H253V174H251L250 173V175L249 176H251ZM256 175V174H255ZM263 175V174H262ZM51 176H53V175H51ZM142 176H144L145 178V180H142L141 179V177ZM169 176V175H168ZM173 176V175H172ZM182 176V175H181ZM224 176H226V175H224ZM231 176V175H230ZM234 176V175H233ZM232 176V177H233ZM4 177V176H3ZM18 177V176H17ZM38 177V176H37ZM44 177V176H43ZM63 177V176H62ZM73 177H75V176H73ZM82 178H85V177H83V176H81ZM116 177V176H115ZM134 177L132 178V179H134ZM165 177V178H164ZM191 177V175L189 176V178ZM221 177V176H220ZM228 177V176H227ZM254 177V176H253ZM255 177H257V176H255ZM9 178V177H8ZM20 178H22V177H20ZM24 178H25V176H24ZM28 178V177H27ZM45 178V177H44ZM46 178H48L47 176H46ZM54 178H56V176H54ZM82 178L80 179V180H82ZM87 178V177H86ZM85 178V179H86ZM91 178V177H90ZM126 178V179H125ZM143 178V177H142ZM172 178V177H171ZM171 178H168L169 179V181L170 180H173L174 178V180H178L179 179V177H178V179H176V177H174L173 176V179H171ZM207 178V177H206ZM212 178V177H211ZM216 178V177H215ZM222 178V177H221ZM226 178V177H225ZM237 178V177H236ZM252 178V177H251ZM30 179H32V178H30ZM34 179H36V177H34ZM38 179V178H37ZM36 179V180H37ZM50 178H48V180H49ZM60 179V178H59ZM66 179V178H65ZM119 179V178H118ZM151 179V180H150ZM167 179V180H168ZM180 179H181V177H180ZM185 179V178H184ZM188 179V178H187ZM250 179V178H249ZM248 179V180H249ZM28 180H29V178H28ZM42 180V179H41ZM46 180V179H45ZM78 180V179H77ZM77 180H74V181H76L77 182ZM90 180V179H89ZM88 180V181H89ZM92 180V179H91ZM96 180H97V176H96ZM94 178H93V181L92 182H95L96 181ZM99 180H101V179H99ZM129 180V179H128ZM127 180V181H128ZM183 180V179H182ZM182 180H180V181H182ZM193 180H194V178H193ZM208 180V179H207ZM219 180V179H218ZM217 180V181H218ZM230 180V179H229ZM232 180V179H231ZM264 180V179H263ZM4 181V180H3ZM2 181V182H3ZM14 181V180H13ZM20 181V180H19ZM40 181V180H39ZM61 181V180H60ZM84 181V180H83ZM134 181V180H133ZM138 181H140L139 183H138ZM165 182H166V180H164ZM163 181V182H164ZM169 181H167L168 182V184L170 185V183H169ZM179 181V180H178ZM215 181V180H214ZM221 181V180H220ZM233 181H235V180H233ZM236 181H237V179H236ZM258 181V180H257ZM12 182V181H11ZM17 182V181H16ZM56 182V181H55ZM57 182L58 183H60L58 180H57ZM56 182V183H57ZM62 182H64V181H62ZM75 182V183H76ZM85 182V181H84ZM103 182V181H102ZM123 182V181H122ZM162 182V183H163ZM205 182H206V180H205ZM219 182V181H218ZM255 182V181H254ZM263 182V181H262ZM14 183V182H13ZM12 183V184H13ZM18 183V182H17ZM24 183V182H23ZM26 183V182H25ZM34 183V182H33ZM45 183V182H44ZM48 183V182H47ZM51 183V182H50ZM65 183H67V182H65ZM86 183V182H85ZM84 183V184H85ZM124 183H126V181L124 182ZM129 183V182H128ZM135 183V182H134ZM144 182H142L141 184H143ZM145 183H147L146 181H145ZM145 183L143 184V186L145 185ZM172 183H174V182H172ZM178 183V182H177ZM177 183H174V184H177ZM180 183V182H179ZM188 183V182H187ZM186 183V184H187ZM191 183V182H190ZM194 183V182H193ZM207 183L208 182H206V184H205V186L207 185ZM214 183V182H213ZM212 183V184H213ZM222 183V182H221ZM225 183V182H224ZM232 183V182H231ZM257 183V182H256ZM259 183V182H258ZM261 183V182H260ZM259 183V184H260ZM19 184V183H18ZM22 184V183H21ZM20 184V185H21ZM81 184V183H80ZM92 184V183H91ZM95 184H96V182H95ZM95 184H94V186H95ZM122 184V183H121ZM127 184V183H126ZM129 184H133V183H129ZM152 184V183H151ZM181 184V183H180ZM184 184V183H183ZM196 184V183H195ZM204 184V183H203ZM209 184V183H208ZM254 184V183H253ZM19 185V186H20ZM31 185V184H30ZM44 185V184H43ZM46 185V184H45ZM61 185V184H60ZM63 185H64V183H63ZM90 185V184H89ZM88 185V186H89ZM96 185H99L100 186V184H99V181H98V184H96ZM106 185V184H105ZM109 185V184H108ZM117 185V184H116ZM150 185V184H149ZM167 185V184H166ZM227 185H229V183L227 184ZM231 185V184H230ZM252 185V184H251ZM256 185V184H255ZM261 185H262V183H261ZM260 185V186H261ZM32 186V185H31ZM34 186V185H33ZM78 186H79V184H78ZM81 186V185H80ZM85 186H87V184L85 185ZM110 186V185H109ZM114 186V185H113ZM112 186V187H113ZM129 186V185H128ZM162 186V185H161ZM182 186V185H181ZM185 186V185H184ZM209 186H210V184H209ZM216 186V185H215ZM247 186V185H246ZM254 186V185H253ZM259 186V187H260ZM7 187H8V182H7ZM22 187H23V185H22ZM29 187V186H28ZM44 187V186H43ZM61 187V186H60ZM111 187V188H112ZM132 187V186H131ZM130 187V188H131ZM133 187V188H134ZM150 187V186H149ZM158 187V186H157ZM160 187V186H159ZM168 187V186H167ZM186 187V186H185ZM207 187V186H206ZM228 187V186H227ZM252 187V186H251ZM257 187H258V185H257ZM1 188V187H0ZM35 188V187H34ZM40 188V187H39ZM83 188V187H82ZM87 187H85V189H86ZM107 188V187H106ZM105 188V189H106ZM119 188V187H118ZM154 188V187H153ZM155 188H156V186H155ZM154 188V189H155ZM173 188H175V186L173 187ZM178 188V187H177ZM176 188V189H177ZM204 187L202 186V189H203ZM211 188H213V187H211ZM210 188V189H211ZM232 188V187H231ZM255 188V187H254ZM254 188H253V194L255 195V197L254 198H256V200H257V206L256 207H258V212H259V215H262L261 216V218H263V221H264V185H263V189L261 190V189H259V191L258 192H256L255 193V191H254ZM2 189V188H1ZM7 189V188H6ZM19 189V188H18ZM26 189V188H25ZM42 189V188H41ZM45 189V188H44ZM50 189V188H49ZM56 189V188H55ZM54 189V190H55ZM59 189V188H58ZM58 189H56V191H59ZM64 189L65 188H63L62 190L64 191ZM95 189V188H94ZM93 189V190H94ZM98 189V188H97ZM109 189V188H108ZM136 189V188H135ZM149 189V188H148ZM153 189V190H154ZM157 189V188H156ZM159 189V188H158ZM167 189V188H166ZM165 189V190H166ZM170 189V188H169ZM186 189V188H185ZM185 189H184V191H185ZM190 189V188H189ZM209 189V188H208ZM214 189V188H213ZM257 189V188H256ZM3 190V189H2ZM23 190V189H22ZM50 190H53V189H50ZM81 190V189H80ZM121 190V189H120ZM119 190V191H120ZM173 190V189H172ZM187 190V189H186ZM191 190V189H190ZM221 190V189H220ZM224 190V189H223ZM227 190V189H226ZM3 191H5V190H3ZM25 191V190H24ZM39 191V190H38ZM41 191V190H40ZM61 191V190H60ZM100 191V190H99ZM129 191V190H128ZM135 191V190H134ZM147 191V190H146ZM151 191V190H150ZM158 191H160V190H158ZM175 191V190H174ZM177 191V190H176ZM179 191V190H178ZM189 191V190H188ZM197 191V190H196ZM199 191V190H198ZM203 191H205V188L203 189ZM203 191H200L199 193H201V192H203ZM207 191L208 190H206L204 193L205 194H199V193H196V200L194 201V200H192L191 202H199L200 200H201V198H202V196L204 197V195H205V199H208V201L212 198H207V196L208 197H210L208 194H206L207 193ZM214 191H216V189L214 190ZM15 192H17V191H15ZM19 192H20V190H19ZM46 192V191H45ZM49 192V191H48ZM52 192V191H51ZM66 192V191H65ZM95 192H96V190H95ZM129 192H131V190L129 191ZM139 192V190L137 191V193ZM143 192V191H142ZM141 192V193H142ZM156 192V191H155ZM154 192V193H155ZM161 192V191H160ZM190 192H192V191H190ZM209 192V191H208ZM218 192V191H217ZM223 192V191H222ZM4 193V192H3ZM3 193H1L0 192V204L3 206V208L4 207H6V210L8 209V208H10V210H7L8 212L9 211H11V212H16L17 211V205H15L12 209H11V206L9 207V205H10V201L12 200H10V198H12L11 196H13V195H10V198H9V196H6V198H5V200L4 199H2L1 197H3L2 195H3ZM5 193H6V191H5ZM4 193V194H5ZM7 193H9V192H7ZM18 193V192H17ZM50 193V192H49ZM53 193H54V191H53ZM57 193V192H56ZM75 193V192H74ZM80 193H82V190H81V192ZM97 193V192H96ZM147 193V192H146ZM159 193V192H158ZM188 193V192H187ZM194 194H195V192H193ZM192 193V194H193ZM210 193V192H209ZM13 194V193H12ZM22 194V193H21ZM63 194V193H62ZM95 194V193H94ZM105 194V193H104ZM121 194H123V192H121ZM125 194V193H124ZM136 194V193H135ZM134 194V195H135ZM139 194V193H138ZM149 194V193H148ZM161 194V193H160ZM176 194V193H175ZM197 194H198V196H197ZM212 194V193H211ZM50 195H53V194H51L50 193ZM66 195V194H65ZM72 195V194H71ZM83 195H84V192H83ZM87 195V194H86ZM128 195V194H127ZM141 195H144V193L143 194H141ZM150 195H153V193L152 194H150ZM155 195V194H154ZM179 195V194H178ZM181 195H182V198H184L183 200H182V198H181ZM202 195V196H201ZM213 195H215V194H213ZM220 195H222V194H220ZM246 195V194H245ZM21 196V195H20ZM27 196V195H26ZM33 196H34V194H33ZM92 196V195H91ZM96 196V195H95ZM94 196V197H95ZM108 196V195H107ZM140 196V195H139ZM147 196H149V195H147ZM157 196V195H156ZM161 196H162V194H161ZM185 195L183 194V193H181L178 197H179V201L178 202H180L181 200V203H178L179 204V206H180V204H182L183 205V209L181 208V207H179V208H181V210L179 211L180 213V217L181 218H179V220H180V222H181V219H184L185 220V222L184 221H182L181 223H182V225H180L179 227V233H178V235H180L179 236V238H181V239H178V236H177V239H170L169 240V238L167 239V241L166 242H163V241H161V240H163V239H160V241L162 242H158V243H160V244H162V246L164 245V248L163 249H160V250H158L157 249V251H156V249H155V252H154V249H153V252H151V253H153L151 256H152V260H151V263L150 264H210L212 261H214L215 260V258H214V260H212L211 258L212 257H214V256H212V254H214V252H213V250H214V246H215V238H217V237H215L216 235L215 234H217V231H216V229L217 230H219L218 228H216L214 231L212 230V228H211V226H212V222H209L210 220V218H211V220L213 219L212 217L213 216H215L214 214H213V216L212 215H210V210H209V207L210 206H208L207 204H210V201L209 202H207V200H206V203L204 204V206H205V208L203 207V208H199V207H201V206H199V205H202L201 204V202H199L198 204V206H197V203H194L193 202V204L190 202H188L187 203V201L186 200H188V201H190V199L188 198H185L184 197ZM216 196H218V195H216ZM216 196H215V198H216ZM15 197V196H14ZM17 197H18V195H17ZM29 197V196H28ZM37 197H38V195H37ZM68 197V196H67ZM129 197V196H128ZM131 197H132V195H131ZM138 197V196H137ZM141 197V196H140ZM145 197V199H146V196H144ZM150 197V196H149ZM159 197V196H158ZM177 197V196H176ZM176 197H175V199H176ZM225 197V196H224ZM16 198V197H15ZM15 198H13V200L15 199ZM20 198V197H19ZM22 198V197H21ZM39 198V197H38ZM57 198V197H56ZM60 198V197H59ZM66 198V197H65ZM90 198V197H89ZM113 198V197H112ZM127 198V197H126ZM153 198V197H152ZM155 198V197H154ZM153 198V199H154ZM162 198V197H161ZM192 198H195V196L194 197H192ZM198 198V199H197ZM203 198V199H204ZM218 198H219V196H218ZM221 198V197H220ZM219 198V199H220ZM17 199V198H16ZM15 199V200H16ZM29 199H30V197H29ZM63 199V198H62ZM91 199V198H90ZM95 199V198H94ZM99 199V198H98ZM104 199V198H103ZM115 199V198H114ZM129 199V198H128ZM127 199V200H128ZM132 199V198H131ZM140 199V198H139ZM149 198L147 197V200L146 201H149L148 200ZM181 199V200H180ZM26 200V199H25ZM35 200V199H34ZM89 200V199H88ZM120 200H121V196H120ZM134 200H136V198L134 199ZM142 199H140V201H141ZM155 200V199H154ZM212 200V199H211ZM249 200V199H248ZM93 201V203H94V200H92ZM100 201V200H99ZM116 201V200H115ZM140 201H138V202H140ZM143 201H145V200H143ZM152 201V200H151ZM219 201V200H218ZM221 201V200H220ZM254 201V200H253ZM21 202V201H20ZM90 202V201H89ZM108 202V201H107ZM136 202V201H135ZM185 202V203H184ZM213 202V201H212ZM217 202V201H216ZM243 202V201H242ZM23 203H24V200H23ZM22 203V204H23ZM25 203H26V201H25ZM54 203V202H53ZM60 203H62V202H60ZM96 203V202H95ZM94 203V204H95ZM98 203V202H97ZM96 203V204H97ZM103 203V202H102ZM142 203L143 202H141V205H142ZM148 203V202H147ZM146 203V204H147ZM150 203H152V202H150ZM155 203V202H154ZM159 203H161V202H159ZM203 203V202H202ZM217 203H219V202H217ZM221 203V202H220ZM256 203V202H255ZM15 204V203H14ZM49 204V203H48ZM63 204V203H62ZM107 204V203H106ZM122 204V203H121ZM120 204V205H121ZM125 204V203H124ZM144 204H145V202H144ZM143 204V205H144ZM196 204V205H195ZM216 204V203H215ZM214 203H213V205H215ZM253 205H255L254 203H252ZM52 205V204H51ZM59 205V204H58ZM136 205H137V203H136ZM135 205V206H136ZM154 205V204H153ZM156 205V204H155ZM181 205V206H182ZM218 205V204H217ZM225 205V204H224ZM243 205V204H242ZM247 205V204H246ZM91 206V205H90ZM98 206V205H97ZM109 206V205H108ZM140 206V205H139ZM212 206V205H211ZM226 206V205H225ZM238 206V205H237ZM21 207V206H20ZM27 207V206H26ZM96 207V206H95ZM138 207V206H137ZM136 207V208H137ZM141 207V206H140ZM142 207H144V206H142ZM141 207V208H142ZM147 207V206H146ZM227 207V206H226ZM240 207V206H239ZM243 207V206H242ZM253 207V206H252ZM3 208L1 207L0 209H2L3 210ZM49 208V207H48ZM134 208V207H133ZM133 208H132V210H133ZM210 208H212V207H210ZM221 208V207H220ZM255 208V207H254ZM140 209V208H139ZM152 209V208H151ZM157 209H158V207H157ZM200 209H202L203 210V214H202V210L200 211ZM204 209H205V211H204ZM219 210L218 209V206H217V208L215 207V210ZM223 209V208H222ZM229 209V208H228ZM235 209V208H234ZM44 210V209H43ZM135 210V209H134ZM141 210V209H140ZM143 210V209H142ZM154 210V209H153ZM153 210H151L152 212H153ZM155 210H156V208H155ZM155 210H154V214H155ZM161 210V209H160ZM159 210V211H160ZM179 210V209H178ZM214 211V209H213V211H212V209H211V211L212 212H217V213H219L220 211ZM221 210V209H220ZM249 210V209H248ZM255 210H257V208L255 209ZM5 211V210H4ZM41 211H42V209H41ZM46 211V210H45ZM104 211V210H103ZM118 211V210H117ZM144 211V210H143ZM142 211V212H143ZM148 211V210H147ZM171 211V210H170ZM247 211V210H246ZM253 211H254V209H253ZM1 212V211H0ZM6 212V211H5ZM5 212H3L4 213V215L6 214ZM11 212H9V213H11ZM18 212V211H17ZM26 212V211H25ZM43 212V211H42ZM42 212H40V213H42ZM105 212H107V211H105ZM141 212V213H142ZM144 212H146V210L144 211ZM157 212V211H156ZM205 212V213H204ZM222 212V211H221ZM220 212V213H221ZM229 212V211H228ZM232 212H234V211H232ZM250 212V211H249ZM19 213V212H18ZM148 213V212H147ZM177 213V212H176ZM176 213H175V215H176ZM235 213V212H234ZM248 213V212H247ZM56 214V213H55ZM139 214V213H138ZM143 214V213H142ZM151 214V213H150ZM153 214V215H154ZM160 214V212L158 213V215ZM179 214H177V215H179ZM212 214V213H211ZM251 214H252V212H251ZM254 214H255V212H254ZM3 215V214H2ZM8 215H10V214H8ZM13 215V214H12ZM21 215V214H20ZM41 215V214H40ZM98 215V214H97ZM132 215H134V213L132 212ZM143 215H146V214H143ZM142 215V216H143ZM157 215V216H158ZM175 215L172 217V218H174L175 217ZM222 215H224V214H222ZM222 215H220L219 214V216H221V217H225V216H222ZM248 215H250V214H248ZM256 215V214H255ZM35 216V215H34ZM56 216V215H55ZM60 216V215H59ZM95 216V215H94ZM105 216V215H104ZM110 216H112V215H110ZM120 216H121V214H120ZM131 216V215H130ZM141 216V215H140ZM212 216V217H211ZM218 215H217V217H219ZM227 216V215H226ZM252 216H253V214H252ZM3 217H5V216H2L1 218H0V225H1V227L0 228H2V227H4V226H11V228H12V230L14 229V231L16 232V229L15 228H27L28 229V227H29V232L31 231V234H32V231H33V229L32 228H34V224L32 223L33 221L30 219V218H23V216L22 217H15L14 216V219H10V220H5V218H3ZM29 217V216H28ZM37 217V216H36ZM42 217V216H41ZM48 217V216H47ZM99 217V216H98ZM132 217H134V216H132ZM144 217H146V216H144ZM143 217V218H144ZM152 217H155V215L154 216H152ZM10 218V217H9ZM44 218V217H43ZM56 218V217H55ZM54 218V219H55ZM150 218V217H149ZM226 218H228V217H226ZM225 218V219H226ZM235 218V217H234ZM260 218V217H259ZM258 218V219H259ZM8 219V218H7ZM51 219H52V216H51ZM61 219V218H60ZM204 219H206L205 221H204ZM219 219H220V217H219ZM225 219H223V220H225ZM230 219V218H229ZM228 219V220H229ZM250 219V218H249ZM42 220V219H41ZM40 220V221H41ZM44 220V219H43ZM110 220V219H109ZM139 220V219H138ZM144 220V219H143ZM161 220V219H160ZM173 220V219H172ZM174 220H178L177 218L176 219H174ZM174 220L172 221V222H174ZM214 220V219H213ZM260 220V219H259ZM258 220V221H259ZM262 220V219H261ZM145 221V220H144ZM217 221V220H216ZM233 222H235L234 220H232ZM231 221V222H232ZM255 221V220H254ZM254 221L252 222V223H254ZM263 221H259V223H261V225L262 226H264L262 223H263ZM44 222V221H43ZM57 222V221H56ZM150 222V221H149ZM161 222V221H160ZM176 222V221H175ZM219 222V221H218ZM233 222H232V224H233ZM237 222V221H236ZM255 222H257V220L255 221ZM133 223H135L134 222V220H133ZM132 223V224H133ZM177 223V222H176ZM178 223H179V221H178ZM209 223V224H208ZM211 223V224H210ZM215 223H217V222H215ZM215 223H213V224H215ZM223 223V222H222ZM225 223V222H224ZM246 223H247V221H246ZM246 223H245V225H246ZM251 223V225H253ZM33 224V225H32ZM40 224V223H39ZM42 224V223H41ZM47 224V223H46ZM52 224V223H51ZM158 224V223H157ZM173 224H175V223H173ZM180 224V223H179ZM179 224H176V225H179ZM218 224V223H217ZM49 224H47L46 226H48ZM54 225V224H53ZM57 225V224H56ZM176 225H174V226H176ZM209 225H211V226H209ZM220 226H221V224H219ZM224 226H226L225 224H223ZM230 225V224H229ZM234 225V224H233ZM31 226H33L32 228H31ZM44 226V225H43ZM45 226V227H46ZM50 226V225H49ZM134 227H135V225H133ZM147 227H148V225H146ZM211 228V230L213 231H210V228ZM215 226V225H214ZM218 225H216V227H217ZM224 226H221V227H224ZM227 226H228V223H227ZM6 227V228H7ZM8 227V228H9ZM150 227V226H149ZM153 227H155V226H153ZM230 227H231V225H230ZM248 227V226H247ZM247 227H243V229L244 228H246V230L248 229ZM261 227V226H260ZM260 227H257V229L258 228H260ZM7 228V229H8ZM11 228H10V230H11ZM23 228V229H24ZM49 228V227H48ZM48 228H47V230H48ZM52 228V227H51ZM140 228H144V227H140ZM152 228V227H151ZM176 228H178V227H176ZM205 228H206V230H205ZM209 228V229H208ZM234 228V227H233ZM32 229V230H31ZM43 229V228H42ZM50 229V228H49ZM60 229V228H59ZM131 229V228H130ZM135 229H136V227H135ZM154 229V228H153ZM208 229V230H207ZM225 229H227V228H225ZM235 229V228H234ZM234 229H232V230H234ZM242 229V230H243ZM261 229H262V231H263V228L261 227ZM11 230V231H12ZM20 230H22V229H20ZM25 230V229H24ZM35 230V229H34ZM137 230V229H136ZM149 230V229H148ZM259 230V229H258ZM63 231V230H62ZM133 231V230H132ZM138 231H139V229H138ZM138 231H136L137 233H138ZM145 231H147L146 229H145ZM157 231H159V229L157 230ZM220 231V230H219ZM224 231V230H223ZM250 231H252V230H247V232H249L250 233ZM260 231V230H259ZM259 231H256V232H259ZM259 232V233H257V235L259 234L260 235V237L261 238H264V233L263 232ZM5 232V231H4ZM10 232V231H9ZM15 232H13V235H14V238H15V241H16V236L17 237H19V241L20 240H22L23 238H25L26 237V235H27V233H25L26 231H22L23 233L22 234H24L25 235V237H20L19 235H16V233ZM174 232H175V229H174ZM246 232V231H245ZM246 232V233H247ZM254 232V231H253ZM2 233V232H1ZM8 233V232H7ZM11 233V232H10ZM50 233V232H49ZM59 233H61V232H59ZM147 233V232H146ZM148 233H149V231H148ZM151 233V232H150ZM157 233V232H156ZM159 233V232H158ZM215 233V234H214ZM224 233V232H223ZM222 233V234H223ZM263 233V234H262ZM34 234H36V233H34ZM41 234V233H40ZM47 234V233H46ZM155 234V233H154ZM154 234H153V236H154ZM255 234V233H254ZM4 235V234H3ZM2 235V236H3ZM8 235H10V234H8ZM48 235V234H47ZM46 235V236H47ZM135 235V234H134ZM137 235V234H136ZM138 235H139V233H138ZM157 235V234H156ZM233 235V234H232ZM230 236V238L232 239L233 238V236ZM243 235V234H242ZM247 235V234H246ZM258 235V236H259ZM1 236V237H2ZM6 236V235H5ZM32 236H34L33 234H32ZM45 236V235H44ZM158 236H160V235H157V238H158ZM222 236V235H221ZM221 236H219L220 238H221ZM223 236H225V235H223ZM248 236V235H247ZM0 237V238H1ZM6 237H8V236H6ZM6 237L4 238V239H6ZM41 237V236H40ZM61 237V236H60ZM117 237V236H116ZM140 237V236H139ZM155 237V236H154ZM154 237H151V238H154ZM227 237V236H226ZM228 237H229V235H228ZM234 237H236V236H234ZM244 237V236H243ZM248 237H250V235L248 236ZM256 237V236H255ZM3 238V237H2ZM1 238V239H2ZM11 238V237H10ZM21 238V239H20ZM27 238V237H26ZM38 238V237H37ZM157 238H155L156 240H157ZM174 238H175V234H174ZM225 238V237H224ZM228 239V240H226L225 239V241H226V243L229 245V241L231 240V239ZM247 238V237H246ZM259 238V237H258ZM257 237L255 238V239H252V240H250V241H248V243L247 244H249V242H250V246H248V248H251V247H255V243H257V240H259ZM260 238V239H261ZM28 239H29V235H28ZM34 239V238H33ZM57 239V238H56ZM62 239V238H61ZM71 239V238H70ZM145 239H146V237H145ZM165 239V238H164ZM183 239L184 240H186L185 241V244H184V241H183ZM222 239H223V237H222ZM222 239H220V242H221V244H222V242H224V241H221ZM238 239V238H237ZM7 240V239H6ZM26 240V239H25ZM120 240V239H119ZM138 240V239H137ZM144 240V239H143ZM218 240V239H217ZM216 240V241H217ZM224 240V239H223ZM243 240V239H242ZM261 240H263V239H261ZM260 240V241H261ZM1 241V240H0ZM5 241V240H4ZM17 241H18V239H17ZM35 241V240H34ZM68 241V240H67ZM73 241V240H72ZM116 241H117V239H116ZM157 241H159V239L157 240ZM259 241V242H260ZM264 241V240H263ZM6 242V241H5ZM10 242V241H9ZM22 242H24V240L22 241ZM192 242H196V243H198L199 245L198 246H200V247H197V248H194V250L195 251H193V250H191L192 249V246L190 247V245H192ZM1 243H2V241H1ZM8 243V242H7ZM6 243V244H7ZM11 243H13V241L11 242ZM26 242H24V246L26 245L25 244ZM35 243V242H34ZM63 243H64V241H63ZM66 243V242H65ZM153 243V242H152ZM152 243H150V244H152ZM155 243H156V245H155V247H154V245H151V246H153V248H158V244H157V242L155 241ZM165 243V244H164ZM232 243V242H231ZM244 243H246V242H244ZM243 243V244H244ZM3 244H4V242H3ZM2 244V245H3ZM80 244V243H79ZM147 244V243H146ZM227 244H225V246L227 245ZM239 244H240V242H239ZM238 244V245H239ZM246 244V245H247ZM29 244H27L25 247H27ZM56 245V244H55ZM119 244H117V246H118ZM196 245V244H195ZM220 245V244H219ZM227 245V246H228ZM257 245V244H256ZM259 245V244H258ZM53 246V245H52ZM57 246V245H56ZM83 246V245H82ZM150 246V247H151ZM161 246V245H160ZM222 246H224V245H222ZM230 246V245H229ZM236 246V245H235ZM244 246V245H243ZM3 247V246H2ZM14 247H16V246H14ZM84 247V246H83ZM190 247V248H189ZM194 247V246H193ZM240 247V246H239ZM19 248V247H18ZM23 248V247H22ZM29 248V246L27 247V249ZM56 248V247H55ZM61 248V247H60ZM70 248V247H69ZM81 248V247H80ZM230 248V247H229ZM235 248V247H234ZM247 248V247H246ZM248 248H247V250H248ZM262 248H264L263 246H262ZM261 248V249H262ZM30 249V248H29ZM57 249V248H56ZM56 249L54 250V251H56ZM260 249V255H262L263 254V257H264V253H262V250ZM18 250H20V249H18ZM152 250V249H151ZM188 250H191V251H193V252H191V251H189L188 252ZM231 250V249H230ZM235 250V249H234ZM236 250H237V246H236ZM239 250V249H238ZM31 251V250H30ZM68 251V250H67ZM67 251H64L65 253L67 252ZM74 251V250H73ZM137 251V250H136ZM185 251H187V252H185ZM263 251H264V249H263ZM25 252H27L26 250H25ZM35 252H37V251H35ZM57 252V251H56ZM233 252V251H232ZM258 252V250H257V253H259ZM20 253V252H19ZM62 253H63V251H62ZM65 253L63 254V256H65ZM69 253H70V250H69ZM132 253V252H131ZM138 253V252H137ZM14 254V253H13ZM27 254V253H26ZM26 254L24 253V254H22L23 256H19V258H18V256H17V258H18V260L20 259H23L24 261L26 260L25 258H27V260H28V258L29 257H25L26 256ZM38 254V253H37ZM48 254V253H47ZM67 254H68V252H67ZM73 254H74V252H73ZM142 254V253H141ZM250 254V253H249ZM17 255H19V254H17ZM43 255V254H42ZM49 255H51L50 253H49ZM48 255V256H49ZM58 255V254H57ZM72 255V254H71ZM70 255V256H71ZM118 255H120V254H118ZM140 255V254H139ZM147 255V254H146ZM145 255V256H146ZM184 255H187L186 256V258H185V256ZM224 255V254H223ZM228 255V254H227ZM226 255V256H227ZM252 255V254H251ZM254 256H255V254H253ZM27 256H28V254H27ZM32 256H33V254H32ZM37 256V255H36ZM74 256V255H73ZM73 256H71L72 258H73ZM135 256V255H134ZM210 256H212V257H210ZM253 256V257H254ZM54 257V256H53ZM57 257V256H56ZM66 257V256H65ZM64 257V258H65ZM76 257H77V255H76ZM75 256H74V258H76ZM91 257V256H90ZM99 257V256H98ZM103 257V256H102ZM139 257V256H138ZM215 257H218V255L216 256L215 255ZM229 257V256H228ZM235 257H237V256H235ZM261 257V256H260ZM13 258V257H12ZM37 258V257H36ZM51 258H52V256H51ZM59 258V257H58ZM68 258V257H67ZM88 258V257H87ZM87 258H85V260L87 259ZM123 258V257H122ZM221 258V257H220ZM238 258V257H237ZM236 258V259H237ZM262 258V257H261ZM66 259V258H65ZM71 259V258H70ZM90 259V258H89ZM89 259H87L86 261L87 262H89ZM92 259V258H91ZM90 259V260H91ZM94 259H95V257H94ZM111 259V258H110ZM123 259H125V258H123ZM234 259V258H233ZM263 259V261H261V262H258L259 264H264V258H262ZM261 259V260H262ZM12 260H14V259H12ZM11 260V261H12ZM30 260H31V258H30ZM72 260V259H71ZM85 260H83L82 262H80V264H85L86 263V261ZM211 260V261H210ZM217 260H219V259H217ZM223 260V259H222ZM222 260H220V261H222ZM238 260V259H237ZM246 260V259H245ZM253 260V259H252ZM16 261V260H15ZM23 261V262H24ZM44 261V260H43ZM65 261V260H64ZM97 261V260H96ZM111 261V260H110ZM236 261V260H235ZM241 261H243V260H241ZM22 262V261H21ZM31 262V261H30ZM29 262V263H30ZM49 262V261H48ZM66 262H67V259H66ZM72 262V261H71ZM70 261H69V263L68 264H70L71 263ZM93 262V261H92ZM136 262V261H135ZM140 262V261H139ZM149 262V261H148ZM215 262H216V260H215ZM218 262V264H219V261H217ZM225 262H228V260H226ZM246 262V261H245ZM17 263H19V262H17ZM28 263V262H27ZM35 263V262H34ZM37 263H39L38 261H37ZM43 263V262H42ZM61 263V262H60ZM90 263V262H89ZM101 263V262H100ZM105 263V262H104ZM108 263V262H107ZM133 263V262H132ZM138 263V262H137ZM136 263V264H137ZM145 263V262H144ZM213 263V262H212ZM211 263V264H212ZM221 263H223V261L221 262ZM24 264V263H23ZM40 264V263H39ZM46 264V263H45ZM55 264V263H54ZM62 264H63V262H62ZM65 264V263H64ZM71 264H75V262L73 263H71ZM77 264H79V263H77ZM87 264V263H86ZM97 264H99V262L97 263ZM214 264V263H213ZM227 264H235V262H231V260H230V262H228Z\"/></svg>",
	"mask_w": 264,
	"mask_h": 264
}]
</instances>
